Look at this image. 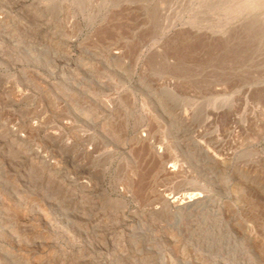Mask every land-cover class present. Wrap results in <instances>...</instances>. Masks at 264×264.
<instances>
[{
    "label": "rangeland",
    "instance_id": "1",
    "mask_svg": "<svg viewBox=\"0 0 264 264\" xmlns=\"http://www.w3.org/2000/svg\"><path fill=\"white\" fill-rule=\"evenodd\" d=\"M0 264H264V0H0Z\"/></svg>",
    "mask_w": 264,
    "mask_h": 264
},
{
    "label": "bare ground",
    "instance_id": "2",
    "mask_svg": "<svg viewBox=\"0 0 264 264\" xmlns=\"http://www.w3.org/2000/svg\"><path fill=\"white\" fill-rule=\"evenodd\" d=\"M198 194V193H197ZM197 194H194V197L195 196H197ZM199 195V194H198ZM194 197H188L189 198V201L188 202H190L191 203V201L193 202L194 200H197L198 198H200L199 196L198 197H196V198H194Z\"/></svg>",
    "mask_w": 264,
    "mask_h": 264
}]
</instances>
